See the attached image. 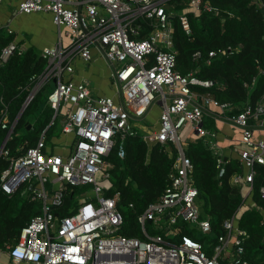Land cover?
Instances as JSON below:
<instances>
[{"label": "built area", "instance_id": "2783aa9c", "mask_svg": "<svg viewBox=\"0 0 264 264\" xmlns=\"http://www.w3.org/2000/svg\"><path fill=\"white\" fill-rule=\"evenodd\" d=\"M188 3L197 13L217 11L202 0ZM169 6L168 0H20L11 21L19 14L49 12L64 33L58 43L42 50L46 68L31 77L23 104L27 106L53 79L56 87L47 99L54 110L51 122L21 154L12 155L7 148L12 132L0 148V156L10 161L1 175V189L12 196L27 186L29 191L24 192L41 204V212L26 223L19 239L0 249L9 264H264L246 255L249 233L237 223L236 213L223 221V232L209 242L211 253L195 235L184 232L187 227L207 235L213 227L208 217L201 216L194 163L185 150L186 134L193 131L216 147L217 132L208 128L206 120L216 115L211 114V106L219 108V116L240 130L242 171L233 182L249 184L251 191L257 165H264V139L254 138L255 127H264V98L243 107L220 101L202 91L213 86L214 80L201 78L195 69L180 71L173 18L179 19L187 33L191 26L185 12L177 14ZM11 21L7 31L13 34ZM25 50L14 38L2 48L0 64ZM230 52L228 46L209 55ZM95 55L109 67L115 97L96 95L87 80L73 77L77 60L91 62ZM200 56V51L194 53V58ZM205 64H211V59ZM155 105L161 107L158 125L144 133L143 139L150 148L155 143H171L176 155L168 183L157 200L135 211L133 230L138 234L129 235L119 207L121 194L108 193L114 186L108 157L116 146L119 156H126L125 139L138 133L134 121L144 118ZM0 116L1 128L15 127L18 115L10 125L7 104ZM59 116L63 134L76 136L64 154L47 150L49 127ZM75 188L81 190L67 213L56 212ZM260 192L264 196V186ZM129 207L135 209L133 203Z\"/></svg>", "mask_w": 264, "mask_h": 264}, {"label": "trees", "instance_id": "16d2710c", "mask_svg": "<svg viewBox=\"0 0 264 264\" xmlns=\"http://www.w3.org/2000/svg\"><path fill=\"white\" fill-rule=\"evenodd\" d=\"M202 1L211 3L217 11L203 10L197 13L190 8L189 0H168L169 10L177 14L185 12L191 26V32L187 33L179 19L173 18L177 68L183 73L195 69L201 78L214 80L213 86L202 88V91H209L220 101H229L238 106L245 101L256 104L264 95V0ZM14 38V33L0 29V52ZM228 46H231L232 52L226 55H209L212 50L218 51ZM198 51L201 56L196 59L194 53ZM207 58L211 59L209 65L205 64ZM46 64L42 49L35 44H30L22 53H14L7 62L0 64V110L4 104L8 105L10 125L30 92L31 77L41 74ZM253 79H256L255 85H252ZM45 87L37 92L16 122L7 143L12 155L21 154L34 145L42 130L51 122L54 110L47 102ZM52 128L53 125L49 127V132ZM8 131L9 128L0 126V146ZM142 135L138 131L125 139L124 158L118 154L119 146L108 157L114 185L108 193L120 192L119 207L126 220L125 233L129 235L138 234L132 228L137 225L136 212L143 211L150 202L157 200L168 183V174L176 155L173 144L163 146L155 143L148 158L149 145ZM22 144L25 148L18 149ZM186 154L194 163L201 216L208 217L213 227L211 233L200 237L195 230L187 227L184 232L195 235L211 253L209 242L217 239L223 232V221L233 216L244 202L241 186L233 182L234 175L242 170L241 162L239 159L223 160L221 167L224 173L220 175L218 158L221 156L203 139L188 142ZM9 164L8 159L0 156V249L7 242H16L26 223L41 212V204L32 201L29 192H24L25 189L29 191L27 186L12 196L1 189V175ZM262 186L264 165L260 164L257 165L252 192L254 205L244 209L237 221L249 233L245 242L248 258L259 262L264 261ZM80 190L75 188L73 192L70 191L66 196V205L55 211L67 213L68 206L74 202ZM130 203L135 209L129 207Z\"/></svg>", "mask_w": 264, "mask_h": 264}, {"label": "crops", "instance_id": "0c3cea01", "mask_svg": "<svg viewBox=\"0 0 264 264\" xmlns=\"http://www.w3.org/2000/svg\"><path fill=\"white\" fill-rule=\"evenodd\" d=\"M11 1L12 0H3V3L0 5V29H6L8 27L7 25L11 21L13 14L15 12L16 7H14L12 4L10 5ZM47 14L49 15V13ZM29 15L30 14H27V16ZM43 18H46V17H45V14L42 12L36 13L35 15L34 14L31 15L28 19L31 20L32 22L28 23L25 29L23 27L17 28L18 30L21 31V34L23 36V37L18 36L17 41L21 44H24L26 48L30 44H35L42 50L45 47H51L55 45L56 43H58L60 35L63 36V33H64L63 29H60L56 25L58 28L57 37H56V34L54 35L52 32H50L51 25H48V24L46 25L42 20ZM49 19L51 20V24L54 25L52 22V15H49ZM13 22H14V19L10 23L11 27H12ZM64 38L65 36L63 37V39ZM65 41L66 39H64V42ZM73 77L77 80H87L96 95H106L110 97L116 96V90H115V93H112L108 90V88H106L102 84V79H104L105 77H109V67L104 60L96 57V55L94 56V59L91 62H84L83 60L78 59L76 62V70H75ZM255 84H256V79H253L252 85H255ZM204 92H207V91H204ZM263 98H264V95L261 97V99ZM248 102L249 101H245L241 103L239 106L243 107ZM154 107L149 111L148 114H146V116L143 119L150 118L152 116V114L154 113L153 112ZM210 109L211 111L214 112V113H211V112L210 113L216 114V115L207 117L206 123L210 130L217 132V138L215 140L217 143V146L212 148L208 140H204V139L203 140L209 144L211 149L216 154H219V156H221L218 158V165H219V159H222L220 162V166L218 167L222 168L221 164L223 160H227V159H239L240 160V153H241L240 130L236 128L235 126H233L231 123L226 122L221 116H219V114H221V110L219 108L211 106ZM157 116L159 115L157 114ZM158 118L156 119L152 118V126H151L152 128L157 127ZM61 119H62L61 123L63 124V118ZM55 126H56V122L53 125V127ZM49 134L50 133L48 132V135ZM48 135H47V145H48L47 150L52 151V152H57V153H63V154L68 153L70 151L76 139L75 134L71 133V134L66 135V134H63L62 131H61V135H58V136L51 134L52 135L51 138L53 140H50V141H49ZM254 138L257 140L264 139V127H258V126L255 127ZM184 140L186 141L188 145V142L201 140V138L198 137L193 131H189L186 134ZM152 146L151 148L149 147L148 158L150 157ZM240 186L242 188L244 202L242 206L239 208V210L236 212V215H238V219L244 209L254 205V203L252 202L253 189H251L250 191V186L249 184H246V183H243ZM253 187H254V184H253ZM68 209H69V206H68ZM135 227H137V225ZM226 260H230V258H227ZM0 263L9 264V259L7 258L6 255L1 254V251H0Z\"/></svg>", "mask_w": 264, "mask_h": 264}, {"label": "rangeland", "instance_id": "374dc122", "mask_svg": "<svg viewBox=\"0 0 264 264\" xmlns=\"http://www.w3.org/2000/svg\"><path fill=\"white\" fill-rule=\"evenodd\" d=\"M19 1L20 0H12L11 1V3H10V5L12 4L14 7H16V9H17V6H18V4H19ZM5 2V1H4ZM11 8H12V6H11ZM15 9V10H16ZM36 13H39V12H34V13H30V15L29 16H27V14H19V15H17L16 17H15V19H14V22H13V24H12V27H13V29L14 30H16V33H14L15 34V39H18V36H20V37H23L22 36V34H21V31L20 30H18L17 28H19V27H23L24 29L26 28V25L28 24V23H31L32 21L31 20H29L28 18L31 16V15H35ZM42 13H44L45 14V17L46 18H43L42 20H43V22L47 25H51V28H50V32H52L54 35L56 34V37H57V30H58V28H57V26L54 24V25H52L51 24V20L49 19V15H51V13H49V12H47V13H49V15L47 14V13H45V12H42ZM55 26V27H54ZM10 27H11V25H10ZM11 27V28H12ZM6 31H7V28L5 29ZM28 34V33H27ZM102 84L106 87V88H108V90L110 91V92H112V93H115V88H114V86H113V81H112V78L110 77V75H109V77H105L104 79H102ZM56 87V83H55V81L52 79V80H50V82L48 83V85L44 88L45 89V91L47 92V94H49L51 91H53L54 90V88ZM160 111H161V107L159 106V105H157V106H155L154 107V113L152 114V116L150 117V118H146V119H143V118H141L140 120H137V121H134V125H135V128L138 130V131H140L141 133H146L148 130H151V129H153L151 126H152V118L153 119H156V118H158L159 116H157V114L158 115H160ZM62 119H61V116H59L58 118H57V120H56V126L55 127H53V129L51 130V132H49L50 134L48 135V137H49V141L50 140H53L52 138H51V134H53V135H55V136H58V135H61V131H62V121H61ZM187 148V145H185V149ZM106 183V182H105ZM196 231V233L198 234V237H200V236H202V234H201V232L199 231V230H195ZM5 263V262H4Z\"/></svg>", "mask_w": 264, "mask_h": 264}, {"label": "water", "instance_id": "95a60500", "mask_svg": "<svg viewBox=\"0 0 264 264\" xmlns=\"http://www.w3.org/2000/svg\"><path fill=\"white\" fill-rule=\"evenodd\" d=\"M25 108H26V106H23V107H22L21 111H20L19 114H18L17 120L21 117V115H22L23 111L25 110ZM13 127H14V126H13ZM13 127H12V128L10 129V131L7 133L5 139L3 140L2 144H1V147L4 145V143L7 141L8 137L10 136V133L12 132ZM29 127H31V125H30ZM1 147H0V148H1Z\"/></svg>", "mask_w": 264, "mask_h": 264}]
</instances>
